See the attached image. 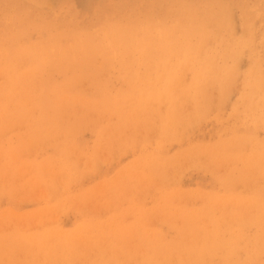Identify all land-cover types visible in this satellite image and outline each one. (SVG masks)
<instances>
[{
  "label": "rangeland",
  "instance_id": "1",
  "mask_svg": "<svg viewBox=\"0 0 264 264\" xmlns=\"http://www.w3.org/2000/svg\"><path fill=\"white\" fill-rule=\"evenodd\" d=\"M0 264H264V0H0Z\"/></svg>",
  "mask_w": 264,
  "mask_h": 264
},
{
  "label": "bare ground",
  "instance_id": "2",
  "mask_svg": "<svg viewBox=\"0 0 264 264\" xmlns=\"http://www.w3.org/2000/svg\"><path fill=\"white\" fill-rule=\"evenodd\" d=\"M53 2V1H52ZM51 3V2H50ZM182 54V53H181ZM192 56V55H191ZM184 61H185V59H184ZM189 62V61H188ZM164 74V73H163ZM2 78V77H1ZM180 88V87H179ZM212 88V87H211ZM138 94V93H137ZM179 94V93H178ZM177 94V95H178ZM186 94V93H185ZM243 94V93H242ZM133 99V98H132ZM131 99V100H132ZM139 99V98H138ZM166 100V99H165ZM254 100V99H253ZM136 102H138V101H136ZM136 102H134L135 103V105H136ZM141 102H142V100H141ZM262 102V101H261ZM133 103V104H134ZM140 106V105H139ZM144 106V105H143ZM136 107V106H135ZM205 108H206V106H204ZM257 107V106H256ZM135 109H137V108H135ZM247 109V108H246ZM251 109V108H250ZM253 109H254V107H253ZM158 110V109H157ZM167 110V109H166ZM252 110V109H251ZM189 111H190V109H189ZM248 112V111H247ZM162 113V112H161ZM190 113V112H189ZM254 113V112H253ZM260 113V112H259ZM208 249V248H207ZM207 249H206V251H207ZM148 254V253H147ZM146 256H148V255H146ZM178 260V259H177ZM240 262V261H239Z\"/></svg>",
  "mask_w": 264,
  "mask_h": 264
}]
</instances>
